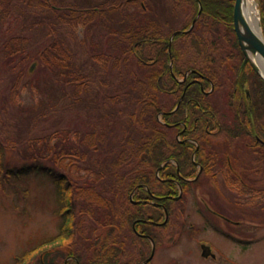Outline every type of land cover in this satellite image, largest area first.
<instances>
[{
  "label": "rangeland",
  "instance_id": "1",
  "mask_svg": "<svg viewBox=\"0 0 264 264\" xmlns=\"http://www.w3.org/2000/svg\"><path fill=\"white\" fill-rule=\"evenodd\" d=\"M53 1L60 6L55 11L37 4L30 5L28 0H10L9 13H0V141L4 145V163L10 167L30 164L23 153L30 141H34L36 150H43L47 155L38 157L43 165L65 172L78 184H99V189L106 188L107 193L113 192L118 197L121 191L126 190L125 177L132 171L139 158L131 156L129 165L124 163L117 166L113 164L115 157L119 152H131L132 144L139 143L151 133L146 124L137 123L131 115V112H138V104L134 103V98L139 96L136 86L137 80L142 77V69L133 55L123 52L118 46L122 43L121 34L135 29L131 13H135L136 7L117 6L112 9V0H106L102 4L97 0ZM154 2L151 10L155 8L156 13L163 16L164 33L180 27L182 23L185 24L183 12H176L174 17L165 19L169 0ZM252 2L256 10L257 24L261 27L260 9H264V2L261 3L263 6L259 5L258 0ZM93 6H99L103 12L91 22L83 23L78 19L76 22L77 14L67 12V7L88 9ZM66 17L70 18L71 23ZM220 31L223 35L219 37L220 43L225 50L231 49L232 57L220 68L218 76L215 73L218 78L210 72L212 75H209L213 79H218V85L215 84L216 89L208 99L221 116L226 134L218 137L207 135L210 144L204 143V154H210V157H213V168L220 169L216 172L215 179L207 172L203 173L197 182L186 185L182 197L172 201L170 207L176 210L179 206L186 205V209L190 211L193 210V206L189 208L191 204L208 203L219 205L229 212L233 207L237 209L238 202L246 203L251 238L243 241L245 246L235 240L224 239L220 233L212 234L208 229H203L198 236L216 241L232 257L229 259L232 264H264V158L257 159L261 155L246 146L247 141L241 136L242 133L239 132L237 136L233 133L239 124L234 122L232 103H238L232 95L243 54L235 46L237 39L234 32L225 28ZM12 37L23 39L24 42L21 41L19 46L16 41L17 44L12 42L10 46L19 47L20 51L10 54L5 44ZM178 40L180 42L176 45L180 49L189 45L184 44L180 38ZM195 49L198 47L187 48L188 53H182L178 65L183 67V71L186 66L188 69L194 67L201 70L204 56L201 53L202 47L199 53H196ZM253 61L257 64L255 59ZM248 73L247 68L240 72L243 77L239 79V86L254 89L256 97L261 95L260 98L264 99V85L256 82L252 73L248 79ZM79 83L83 85L80 86ZM205 89L206 92L211 91L210 85H205ZM182 90L184 91V88ZM179 94L160 93L158 100L161 108H171L178 99L181 100L183 92L181 96H178ZM157 113L154 114L155 119H160L161 115ZM166 120L172 121L169 118ZM166 131L173 140L176 129ZM59 132L61 133L58 134ZM87 132H93V136H85ZM190 135L200 137V128ZM45 137H49L47 146L44 145ZM165 146L169 147V142ZM189 146L186 150L191 156L193 148ZM64 147L72 148L77 154L67 153L66 166L58 168L53 157L56 151ZM162 147L164 148V145ZM168 154L171 153L167 151ZM228 155L247 187L237 183L234 173L226 176ZM156 156L153 159L157 166L160 158ZM217 159H221V163L218 161L220 165ZM146 166L153 168L152 163ZM169 167L172 168V165ZM99 171H104L106 175L105 179L97 182L93 177L94 173ZM194 174L189 177H194ZM225 178H228L229 182L224 185L221 180ZM79 202L84 203L80 199ZM58 205L57 187L47 175L31 173L4 180L0 173V264H12L15 256L39 245L44 238L58 232L63 219L57 213ZM238 208L242 209L241 205ZM189 213V220H199L195 212ZM89 214L82 215L86 219L83 224L85 235L100 234L102 227L97 222L100 219L99 211L95 208L91 216ZM179 219L178 213L174 211L169 226L173 227L172 233L175 234L170 233L173 235L170 240H165L166 228L156 234L152 264H163L166 258L179 257L182 259L179 264H208L200 262L197 238L179 232ZM215 220L219 221V227L227 226L218 218ZM123 232L130 238L135 237L126 228ZM78 235L75 236L78 239L77 244L90 246L88 238ZM134 239L136 248L132 250L135 252L132 262L139 264L150 248L144 240L136 237ZM50 246L53 245L38 247V250L28 255L29 260L33 262L40 252ZM215 263L231 264L227 261L224 263L221 259Z\"/></svg>",
  "mask_w": 264,
  "mask_h": 264
},
{
  "label": "trees",
  "instance_id": "2",
  "mask_svg": "<svg viewBox=\"0 0 264 264\" xmlns=\"http://www.w3.org/2000/svg\"><path fill=\"white\" fill-rule=\"evenodd\" d=\"M28 1L30 5L37 4L50 10L54 9V11L60 7L53 0ZM97 1L102 4L106 0ZM199 1L202 5V11L196 19L193 28L188 32H177L173 36L170 51H168L170 35L174 31H183L184 29H187L191 24L192 19L197 14L199 5L196 0H169L165 19L168 20L170 16L174 17L176 12H183L186 22L184 25L182 23L180 27L171 29L167 33L160 32L161 28H163L162 25L165 24L164 19H162L163 16L157 15L150 17L151 6L155 5L154 0H112L114 3L112 9H115L117 6H120V8L123 6L136 7L135 13H131L135 29L125 31L121 34L122 43L118 46L123 52L133 55L142 69V77L137 80L138 82L136 86L139 96L134 98V103L136 105L138 104V112H131V115L136 119L137 123L146 124L147 128L151 130V133L145 136L144 139L140 140L139 143L131 145L133 146L131 152H119V155L115 157L116 160L114 159L115 163L113 164L120 166L124 163L129 165L131 156H134L136 159L139 158L137 164L127 175L128 177H125L126 190L121 191L118 197L113 192L107 193L106 188L99 189V184L96 186L89 182L78 184L65 172L58 169L55 170V168L48 165H43L38 157L42 158L47 155L43 150H36L34 141H30V145L26 147L23 153L25 155L24 157H26L25 159L30 161V164L10 167L4 163V145L0 141V173L2 179L8 180L10 177H21L22 175H29L31 173L44 174L47 175L57 187L59 203L57 213L63 217L62 224L58 232L49 238H45L40 246H43L44 244L53 245L52 248H55L54 251L57 253L56 258L60 257L63 259L62 261L70 255L77 258L68 260L67 264H112L118 262L116 252H114V250L117 251L118 249L114 248L113 238L119 233V231L124 234L123 229L126 228L131 234L135 235V237L139 236V239H141L140 236L143 233L150 235L156 240V234L159 229L161 230L169 224L170 220L166 224H158L157 222H161L164 218L163 209L158 208L149 202H145L144 199L150 198L151 193L159 195H175L178 190V184L186 187V185H189L192 182L183 181L173 169H170L169 172L166 171L165 167H162L159 171V175L156 174V170L160 167V164L167 158V156H173L179 163L180 176L181 174L184 177L193 175L197 171V166L186 150L189 147L188 143H183L175 138L172 140L168 136V132H165L166 129L169 131L171 128H175V126L177 127L178 124L168 127L165 122L163 123L164 120L169 118L173 122H177L180 119V115L186 126L185 133H189L190 131L195 132L198 127L200 128L201 150L196 153L195 160L202 165V174L207 172L210 174L213 172V157L211 158L210 154H204L206 153L204 143L206 142L210 144V140H208L206 136L212 134L207 132L205 128L207 121L209 130H214L216 128V124L214 123L217 114L216 109L209 101V95L202 91L203 87L205 88V85L207 86L209 84L207 80H202V85L199 84V82L189 83L188 80L185 82H179L175 79L174 75H182L184 73L182 69L183 67L178 65L182 53H188L189 49L187 50V48L191 47H198V49L195 50L196 53H199L202 47L201 53H203L204 56L202 57V64L200 66L201 70L194 67L190 69L196 70L199 74L206 75L217 84L218 79H213L210 75L213 74L215 77V73H217L218 76V72L221 71L220 68L225 66L226 60L229 59V57H232L230 52L231 49L230 51L225 50L220 43L219 37L221 35V29L225 28L233 31L232 11L234 0ZM258 1L259 5L263 6L261 3L264 2V0ZM10 3V0H0L1 14L3 13L4 15H7L9 13L11 9ZM98 7L93 6V8L88 9L67 7L69 10L67 12L77 14L75 17L76 22L78 19L83 23H86L93 21L99 14L102 15L103 10ZM260 10V25L264 37V9L261 8ZM69 19L70 18L66 17V20L71 23V20L69 21ZM72 23L74 24V21H72ZM179 38L184 44L189 43L185 49L177 47L176 44L180 42L178 40ZM21 41L24 42L23 39H18L17 37L9 39L5 44L7 51L10 54L20 51L19 47H13L10 45L12 42H15L17 46H19ZM235 46L239 49L237 42L235 43ZM171 60L173 61L172 69L170 68ZM185 68L188 69L187 66ZM244 69H240L239 67L238 72L236 73V84H238L239 79L243 77L240 75V72H243ZM251 73L256 77L254 78L256 82H261L264 85V81L256 72L251 71ZM190 74L191 76H195L197 73L191 72ZM217 76L215 78H218ZM79 84L80 86L83 85V83ZM236 84L234 85V88ZM182 88H185V90L178 108L162 115L161 120L158 118H156V120L154 114L162 110V106L159 104L158 100L159 94L165 92L173 95V93L178 92L180 93L178 96H180L183 91ZM241 88H243V86H241ZM248 88L249 98L245 96L242 98L239 97V99H234L238 104L232 103L235 113H233L234 122L239 124L238 128L234 129L233 133L236 136L239 132L242 133L241 136L245 137L249 143L248 147L253 149L254 153L261 155L257 157V159H263L264 99L260 98L261 95L256 97L254 89L251 90L250 87ZM243 93L245 95L244 90ZM175 105L176 104L171 108L175 107ZM193 115L200 116L199 121L201 122H198V125L197 123H194L195 117H193ZM194 124L196 127H194ZM223 130L224 125L219 131ZM60 133L61 132L58 134ZM87 135L93 136V132H87L85 136ZM48 139L49 137L44 138L45 146L48 144ZM168 142L170 145L169 147L173 148V150H171V148L169 149L168 146H165ZM162 145H164V148ZM191 146L194 148L193 145ZM181 149L184 150L182 151ZM167 151L171 154L167 155ZM71 152L77 154L72 148L67 149L64 147L56 151L53 161L58 168H64L66 166L65 158L67 157V153ZM155 156L156 158H160V163H158L157 166L153 159ZM149 163L153 164V168L146 166V164ZM227 170L228 171L225 173L226 176L234 173L230 169ZM94 174L93 178H95V181L97 182L105 179L106 173H104V171L95 172ZM170 175L174 176L172 179L176 180L177 183L172 180L164 181V179H161ZM234 177H236L238 184L242 183L241 180H243V178L240 174L236 172L234 173ZM225 180L229 182L228 178H225ZM132 192L133 196L131 198L130 195ZM79 199L83 200L84 203H78ZM162 202L169 206L172 202V197H164ZM95 208L99 211L100 219L97 222L102 227V232L95 236H86V231L83 227L86 219L82 215H86L87 213L92 214V211ZM94 212L96 213V210ZM132 225H135L133 229L134 232L132 231ZM77 234H79L78 236L88 238L87 241H90V246H86L84 243H82L83 245L77 244L78 239L75 238ZM104 237H106L105 241L103 240ZM142 240L148 243L146 241L147 239L144 238ZM104 244L108 247L105 250L102 249ZM36 250H38V246L29 248L22 254L17 255L13 264H34L35 260H33V262L32 260H29L28 255ZM54 259L55 258L50 262L48 256L45 255V261L48 264L53 263Z\"/></svg>",
  "mask_w": 264,
  "mask_h": 264
},
{
  "label": "flooded vegetation",
  "instance_id": "3",
  "mask_svg": "<svg viewBox=\"0 0 264 264\" xmlns=\"http://www.w3.org/2000/svg\"><path fill=\"white\" fill-rule=\"evenodd\" d=\"M157 7H159V6H157ZM157 13L155 11V8H153L151 10L150 17L157 16V15L159 16V14H157ZM163 30H165V29L161 28L160 32L163 33ZM247 63H248V61H246L245 63H241L240 69L247 68V70L249 71L247 77L249 79V74L251 73L252 70L250 67L247 66ZM191 72H196L197 74L195 76H191V74H190ZM174 76H175L176 80L178 78V79H181L180 81H182V82H185L187 80L189 83H192V82L198 83L199 82V84H201V85H202V83H201L202 80H207V82H210V84L212 83V85H213L212 90L210 92H213L215 89V84L211 78H208L206 75L199 74L194 69H186L182 75L175 74ZM248 89L249 88H245V87L241 88L239 86V83L236 84V86L233 90V95H232L233 99H237V98L239 99V97L242 98L244 96L249 98V90ZM184 90H185V88H184ZM243 90L245 91V95L243 93ZM202 91L204 93H206L205 89H203ZM182 92H184V91H182ZM182 92H181V95H182ZM173 94H176V93H173ZM206 94L211 95L212 93H210V94L206 93ZM176 105H177V103H176ZM179 105L180 104H178V106ZM212 105H213V103H212ZM178 106H175V107L169 108V109L167 108L164 110L162 109L160 112H158V114H160V115L167 114L169 112H172L173 110H176L178 108ZM213 107H215V105H213ZM216 112H217V114L215 116L216 118L214 119V123L216 124V128L214 130H209L208 126H207L208 121H207V125L205 127L207 132L212 133V135L210 134L212 137H217V136L225 133L224 130L219 131L222 129L224 124L221 122V120H220L221 116L218 114L217 110H216ZM179 117H180V119L177 122H172V121L170 122V121L164 120L163 123L165 122L168 127L169 126L172 127V126H175L176 124H178L177 127L175 126V128H171L174 130L176 129L175 138L177 139V136H178L180 138L179 141H181L183 143L187 142L188 146L193 145L194 146L193 153L195 154L201 150V148H200L201 147L200 137H196V135H194V136L190 135L191 133H194L193 131H190L189 133L188 132L185 133L186 132L185 123L183 122V119H181L182 117L180 115H179ZM199 120H200V116L195 115L194 123H197V125H198V122H201ZM194 127H196L195 124H194ZM246 144H248V143H246ZM172 158H174V157L173 156H167V158L164 160V163L162 164V167L163 168L165 167V169H167L168 171L170 169H173L178 174V176L180 178H182V180H184L186 177H184L182 174L180 176V174L178 173V170H177L180 167L179 163H177V162L174 163ZM195 162H197V161L195 160ZM220 163H219V165H220ZM170 165H172V168L169 167ZM226 165H227L226 166L227 169H230L234 173L237 172V170L234 168V162L232 161L230 155L227 156ZM221 168H222V165H221ZM219 169L220 168L215 169L211 173V177L213 175H215L216 172L218 173ZM220 175L222 176V174H220ZM173 177L174 176L170 175L168 177L165 176L161 179H164V181L173 180L172 179ZM223 180H221V182H223L224 185H225V183L228 184V182L225 179H223ZM241 182H243V181L241 180ZM241 184L245 185L244 183H241ZM243 191H244V189H242V192ZM244 193L245 192H243V194ZM243 194H241V195H243ZM170 195L171 194L159 195V194L151 193L150 194L151 197L144 199V201H148L150 204H153L154 206H156L158 208H162L163 212H164V216H166V218H167V220H166L167 223L169 221L168 218L171 216V214L174 211L176 213H178V217L180 218L179 219V223H180L179 232H184L185 234L188 235V237L197 238L196 242L198 243V245L200 247V256H201L200 262L201 263L206 262L208 264H216L215 262L219 259H221L224 263H225V261H227L228 263H231L229 261V259L232 258L227 252H225L217 244L216 241H213L209 237L204 236V238H201L200 236H198V234H200L203 231V229H208L210 233L215 234V235L220 233V235L224 239H226L228 241H229V239L235 240L236 243L241 244V246L244 245L243 241H248L251 238V236L249 234L250 233L249 227H248V224H250L249 214H247L248 210H246V204L245 203L243 204V203L237 201L238 202L237 206L239 207V205H241L242 209H240L238 207H237V209H234V207H233V208L229 209L230 213L226 209L220 207L219 205H209L208 203H206V204H202V203L201 204H199V203L198 204H191V205H189L190 207L189 206L188 207L191 209L193 206V210H190V211L186 209V207H187L186 205L179 206L178 209L176 208V210H173V209H171L170 205L169 206L165 205L162 202V199L164 197H169ZM202 200L204 201V199H202ZM242 202H244V199L242 200ZM191 211L195 212L198 215L199 220H195V221L189 220V218H190L189 212H191ZM216 218H218L220 221L224 222L227 226L222 225L224 228L219 227L217 225V223H219V221L215 220ZM169 224H170V221H169ZM229 226H231V228H229ZM165 228L167 230V235H168L167 238L172 237V235H170V233H172L173 227L167 226ZM133 229H134V226L132 225V231L134 232ZM126 234L127 233L122 234V232L119 231V233L116 234V236H114V238H113L114 239V248L118 249L117 251L114 250V252H116V258H117L118 262H114L112 264H134V262H132V260L134 259L133 256H134L135 252H133L132 250L133 249L135 250V248H136V247H134L135 242H133L135 240L134 239L135 237L130 238L129 235L128 234L126 235ZM172 234H175V232H173ZM138 237H136V238H138ZM140 238L141 239H144V238L147 239L146 241L148 242V244L146 243V245L150 246V251H151V248H153L154 239L150 235H146L143 233L140 236ZM103 240L105 241L106 237H104ZM106 248H108V247H106V245L104 244L102 246V249L105 250ZM54 249L55 248H52V247H50L48 249H44L42 252H40V254H39L38 258L35 260L34 264H48L45 261V255L48 256V259L50 260V262L52 261L53 258H55L54 262L51 264H61V261L63 259H61L60 257L56 258L57 253L54 251ZM241 250H244V249L241 248ZM180 258L181 257H179V259L178 258H166L165 262L163 264H170V263L179 264V262H181V260H182ZM72 259H77V258L73 255H70L66 259H64V261H62V264H67V261L72 260ZM38 261H39V263H38Z\"/></svg>",
  "mask_w": 264,
  "mask_h": 264
},
{
  "label": "water",
  "instance_id": "4",
  "mask_svg": "<svg viewBox=\"0 0 264 264\" xmlns=\"http://www.w3.org/2000/svg\"><path fill=\"white\" fill-rule=\"evenodd\" d=\"M243 4L244 0H235L233 8L234 31L237 35L239 45L245 54V60L248 58L251 59V56L255 55L259 56V58L264 63V39L262 37V34L259 37L249 26L243 14ZM200 11L201 5L198 14L200 13ZM250 61L255 70L259 71V65L255 64L252 59ZM262 76L264 77L263 74ZM150 258L151 256L145 262H147Z\"/></svg>",
  "mask_w": 264,
  "mask_h": 264
},
{
  "label": "bare ground",
  "instance_id": "5",
  "mask_svg": "<svg viewBox=\"0 0 264 264\" xmlns=\"http://www.w3.org/2000/svg\"><path fill=\"white\" fill-rule=\"evenodd\" d=\"M242 9H243L244 17H245L246 21L248 22L249 26L251 27L253 32L260 37L261 33H260V29H259L258 24H257L258 19H257V15H256L255 6H254V3L252 2V0H244V4H243ZM253 59L260 62L261 72L264 74V63H263V61L259 58V56H255V57H253Z\"/></svg>",
  "mask_w": 264,
  "mask_h": 264
}]
</instances>
